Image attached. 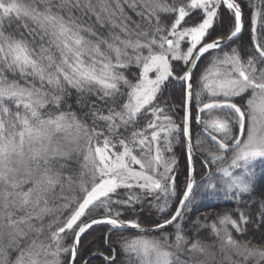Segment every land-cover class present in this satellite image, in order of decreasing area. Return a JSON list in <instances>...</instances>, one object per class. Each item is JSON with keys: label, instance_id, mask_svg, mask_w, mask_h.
<instances>
[{"label": "snow or ice", "instance_id": "obj_1", "mask_svg": "<svg viewBox=\"0 0 264 264\" xmlns=\"http://www.w3.org/2000/svg\"><path fill=\"white\" fill-rule=\"evenodd\" d=\"M257 161L264 0H0V264H264Z\"/></svg>", "mask_w": 264, "mask_h": 264}, {"label": "trees", "instance_id": "obj_2", "mask_svg": "<svg viewBox=\"0 0 264 264\" xmlns=\"http://www.w3.org/2000/svg\"><path fill=\"white\" fill-rule=\"evenodd\" d=\"M177 156L180 161L178 182L183 183L186 162L183 151L180 148H177ZM244 200L250 207L258 206L262 201H264V161H257L256 175L254 178V187L251 193L244 195ZM233 206L234 202L232 201H228L223 198H209L204 200L203 203L199 206L197 215H199L201 212L205 213L209 218V222H211L212 218L218 216L219 214H222L224 211L232 210ZM142 215L147 219V208H145V212Z\"/></svg>", "mask_w": 264, "mask_h": 264}]
</instances>
